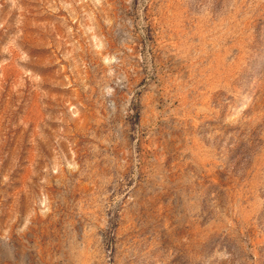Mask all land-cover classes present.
<instances>
[{"label":"rangeland","instance_id":"obj_1","mask_svg":"<svg viewBox=\"0 0 264 264\" xmlns=\"http://www.w3.org/2000/svg\"><path fill=\"white\" fill-rule=\"evenodd\" d=\"M0 264H264V0H0Z\"/></svg>","mask_w":264,"mask_h":264}]
</instances>
